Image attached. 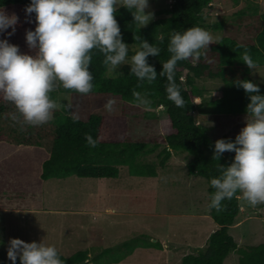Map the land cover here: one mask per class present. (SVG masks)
I'll return each instance as SVG.
<instances>
[{
    "label": "trees",
    "instance_id": "trees-1",
    "mask_svg": "<svg viewBox=\"0 0 264 264\" xmlns=\"http://www.w3.org/2000/svg\"><path fill=\"white\" fill-rule=\"evenodd\" d=\"M214 0H173V3L159 12L162 16L138 29L133 23L131 13L118 7L115 19L121 30L122 42L133 47L129 50V59L136 48L135 36L150 45L161 48L157 57H148L147 62L153 66L157 79L152 84L140 82L130 74L128 65L120 68L122 75L107 76V69L102 63L103 57L93 54L90 71L93 75L95 91L88 95H113L129 102L133 99V91L147 92L153 109L163 108L165 117L160 120V127L165 132L166 147L161 155L158 167H163L173 154L186 153L190 162L186 169L189 176L205 179L208 185L207 196L214 192L210 181L219 175L218 166L227 167L234 153L225 152L218 160H214V143L208 136L209 127L197 123L194 113L211 115L214 119L224 116L246 115V107L250 102L248 94L235 85L236 81H250L251 71L243 63L242 54L247 50L257 67H264V13L259 14L253 5L252 16L258 18L259 28L253 43L242 44L224 37L215 44L209 45L206 55L193 64L191 60L177 63L175 80L185 101V107L177 108L167 99L166 78L159 76L162 62L169 58L167 44L172 31H185L190 27H201L212 30L222 28L221 23L206 26L205 11ZM30 0H0V9L5 12L20 7L23 12ZM25 27V24L22 25ZM29 30V29H28ZM26 30V31H28ZM35 29H33L34 31ZM24 33L17 29L14 38L22 40ZM163 36V41L159 37ZM21 49L22 43L15 45ZM218 80L223 84L221 97L209 99L206 91L197 85L198 81ZM259 95H264V84L258 86ZM52 98L55 97L51 94ZM199 99V103L195 100ZM14 111L10 104L0 100V198L13 191L23 196L31 193L39 195L43 191V183L49 179H66L77 177L84 179L117 178L121 168H125L128 176L139 178H156L157 168L149 163H142L141 158L153 153L143 142H133L128 137V121L121 115L91 114L83 119L60 110L54 114L52 122L40 127H21L11 119ZM86 134L96 141V147H90L85 139ZM234 142L235 138H223ZM16 185V189H14ZM18 190V193L16 192ZM17 196L18 201L21 196ZM239 195V193H237ZM10 195L8 202L11 203ZM11 201V202H10ZM26 201V200H24ZM209 202V200H208ZM18 204H14L17 206ZM222 210L209 211V216L217 228L206 240L205 250L197 254H188L181 259V264H224V259L232 252L238 255V264H264V243L250 248H237L229 235V228L236 224L241 206L238 200H225ZM0 207H3L0 202ZM249 208V207H248ZM2 209V208H1ZM150 246V244L148 243ZM126 249L139 246L127 245ZM148 246V247H149ZM89 250H82L72 256L60 254L64 264H101V256L90 259ZM7 264H11L9 261ZM19 264V260H17Z\"/></svg>",
    "mask_w": 264,
    "mask_h": 264
},
{
    "label": "rangeland",
    "instance_id": "rangeland-1",
    "mask_svg": "<svg viewBox=\"0 0 264 264\" xmlns=\"http://www.w3.org/2000/svg\"><path fill=\"white\" fill-rule=\"evenodd\" d=\"M148 3L146 12L154 14L152 22L163 16L159 12L167 9L173 0H148ZM253 5L259 14L264 13V0H214L212 6L205 11L208 18L205 25L221 23L222 28L212 30L208 26L205 30L218 37L217 41L229 37L242 44L253 43L260 26L258 18L251 15ZM5 13L18 18L15 31L20 29L24 35L22 40L16 42L15 31L9 35L13 32L9 28L0 33V40H7L14 46L22 43L21 54L35 55L25 40L26 30L33 31L36 27L35 14L26 15L20 7ZM28 20L31 23L26 22ZM23 24L26 28L22 27ZM131 49L133 47L129 46V50ZM120 68L117 69L118 72ZM107 76L117 75L107 72ZM251 78L257 86L263 85L264 67L252 69ZM197 85L206 91L207 98L221 97L223 84L220 81H198ZM52 94L55 95L53 99L58 102L71 104L70 113L76 117L85 119L91 114L126 117L129 139L153 148L152 154L143 156L140 160L154 165L157 177L128 176L126 169L121 168L117 178L84 179L72 176L66 179H49L43 183V191L39 195L32 196L29 192L23 196L13 191L7 193L9 196L0 198V202L7 208L14 207L17 210L6 209L0 212V264L9 262L7 249L11 239L55 246L64 257L89 250L90 259L101 256V264H163L164 255L162 258L151 249H159L163 246V241L180 233L187 235V238L193 237L194 244L198 245L191 253L203 252L205 246H200L203 244L200 242L201 238L215 225L207 209L208 185L205 179H192L188 175L186 166L190 157L186 153L176 152L163 167H158L161 159L158 154L166 147V134L160 127V120L165 117L164 109L156 108L145 112L113 95L82 96L63 90ZM109 99L116 101L115 111L111 114L104 109ZM199 101L196 99L195 103ZM194 115L197 123L209 127L208 136L213 141L224 137L235 138L245 126L246 120V115H221L215 119L211 115L199 114L198 111ZM16 188L14 185V189ZM10 195L13 196L11 203L8 202ZM18 195L21 198L16 201ZM26 209L37 213L28 214ZM239 213L241 214L235 221L238 224L228 231L237 248L263 244L264 205L241 207ZM28 216L33 217L32 223ZM206 216L210 220L199 218ZM126 244L139 247L131 254L129 252L134 247L126 249ZM170 263L179 264V261L171 260ZM224 264H238V255L230 253L224 259Z\"/></svg>",
    "mask_w": 264,
    "mask_h": 264
},
{
    "label": "clouds",
    "instance_id": "clouds-1",
    "mask_svg": "<svg viewBox=\"0 0 264 264\" xmlns=\"http://www.w3.org/2000/svg\"><path fill=\"white\" fill-rule=\"evenodd\" d=\"M148 6V0H30L25 13L35 14L36 27L34 31H26L25 40L35 55L21 54L17 46L0 40V100L13 107L11 119L21 127H40L52 122L57 111L67 112L72 108L71 104L53 99L52 93L61 90L82 96L93 93L90 66L94 53L103 57L102 63L110 75H122L117 69L128 65L130 74L138 81L152 84L158 75L147 58L160 55L161 48L136 35L137 50L129 59V46L122 42L115 19L118 7H123L131 13L132 24L143 28L154 18L153 13L146 12ZM17 21L15 15L9 16L0 9V33L12 28L13 32L9 33L12 35ZM159 39L163 41L164 37ZM217 40L218 37L201 27L171 32L166 49L169 58L162 62L159 76L166 78L167 99L177 108L185 107L175 80L177 63L199 62L209 45ZM242 60L250 70L257 67L247 50ZM235 85L248 94L250 102L245 126L234 142L219 139L214 143L212 159L218 160L225 152L235 155L229 166H218L219 175L210 181L214 189L208 197L210 212L221 211L222 202L233 198L242 207L264 205V95L257 94L259 87L250 81L238 80ZM132 97L129 103L133 106L145 112L153 111L147 92L133 91ZM115 105L116 101L109 99L104 109L111 114ZM85 139L90 147L97 146L91 135L86 134ZM7 259L11 264H17V260L19 264H64L55 246L25 243L20 239L9 241Z\"/></svg>",
    "mask_w": 264,
    "mask_h": 264
},
{
    "label": "crops",
    "instance_id": "crops-1",
    "mask_svg": "<svg viewBox=\"0 0 264 264\" xmlns=\"http://www.w3.org/2000/svg\"><path fill=\"white\" fill-rule=\"evenodd\" d=\"M193 179V177H191ZM2 208V209H1ZM11 210V211H14V210H17V208H7L6 205H4L3 207H0V212H3L4 210ZM13 209V210H12ZM113 210V209H112ZM243 210V209H242ZM26 211L28 212V214H33L34 213H37V211H34L32 209H26ZM208 214H209V211H208ZM241 213H239L240 215ZM207 215V213H206ZM33 218V217H32ZM32 218H30L28 216V219L30 221V223H32ZM201 219H206V220H210L208 216L206 217H199ZM198 218V219H199ZM246 219L243 218L241 221H244ZM240 223V222H239ZM197 224H199V221H197ZM238 223H236L235 225H237ZM217 228L216 225L214 226H211L210 228V231L208 234H204V237L201 238V244L200 246H205L206 244V240L207 238L209 237V235ZM1 229V228H0ZM172 238H169L165 241H163V246L160 247L159 249L155 250V249H151V251H155V253H159V255L163 258L162 255H164L165 257V261L163 264H171V260H177L179 261V264H181V259L188 255V254H194L195 252L191 253L190 251L192 250H195L198 245L194 244V239L193 237L191 238H187L188 236L185 235L184 233H180L178 234L177 236H171ZM133 253V252H132ZM131 253V254H132ZM150 253V252H149ZM148 253V254H149ZM130 254V255H131ZM162 264V263H161Z\"/></svg>",
    "mask_w": 264,
    "mask_h": 264
},
{
    "label": "water",
    "instance_id": "water-1",
    "mask_svg": "<svg viewBox=\"0 0 264 264\" xmlns=\"http://www.w3.org/2000/svg\"><path fill=\"white\" fill-rule=\"evenodd\" d=\"M239 202V201H238ZM239 205L241 206V203L239 202ZM242 207V206H241ZM253 208V207H252Z\"/></svg>",
    "mask_w": 264,
    "mask_h": 264
}]
</instances>
